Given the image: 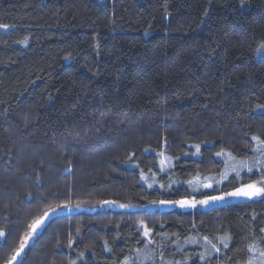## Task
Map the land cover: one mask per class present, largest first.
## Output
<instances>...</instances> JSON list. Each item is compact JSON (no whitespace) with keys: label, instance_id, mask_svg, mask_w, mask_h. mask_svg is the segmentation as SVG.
Returning a JSON list of instances; mask_svg holds the SVG:
<instances>
[{"label":"trees","instance_id":"trees-1","mask_svg":"<svg viewBox=\"0 0 264 264\" xmlns=\"http://www.w3.org/2000/svg\"><path fill=\"white\" fill-rule=\"evenodd\" d=\"M0 24V264L27 236L13 264H264V196L160 203L264 178L239 167L264 162V0H0Z\"/></svg>","mask_w":264,"mask_h":264},{"label":"snow or ice","instance_id":"snow-or-ice-1","mask_svg":"<svg viewBox=\"0 0 264 264\" xmlns=\"http://www.w3.org/2000/svg\"><path fill=\"white\" fill-rule=\"evenodd\" d=\"M0 28H8V25H2L0 24ZM261 48H264V45H261ZM260 49H257V52H259ZM253 139L259 140L261 145H264V140H260L259 137H253ZM196 148V151L199 152L200 149V145H195L194 146ZM257 151H261L262 153H264V148H258ZM164 154L161 153V156H163ZM217 156H222L224 155L223 152H218L216 153ZM231 155V154H229ZM164 161H161V164L163 165ZM256 165H260L262 167H264V162L260 161V160H256L254 164H249L247 161H240V165L239 167H244L247 168V170L249 172L252 171L253 167H255ZM233 171H236L237 174H239V169L238 167H233ZM196 179H199V177H197ZM189 184H192L193 181H188ZM260 185H264V178H262L261 181L259 182H253V183H248L246 185H242L241 187L235 188L233 191L225 193L224 195L221 196H207L206 199L203 200H196L195 198H193L192 200H179V201H160L161 204H179L181 207H196L198 204L199 205H207L209 202H216V201H222L225 199L226 196H230V197H246V198H253V197H260V196H264V186H260ZM205 187H211V184H205L203 185ZM79 205H77L78 207ZM65 207H67L65 205ZM121 207H128V205H121ZM57 209H51L52 213H55ZM49 217V213L45 212L44 216L36 221L33 222V224L30 226L31 227V232L34 234L37 229L44 223V221ZM145 236L149 235V231L146 230L145 231ZM4 235L3 232H0V236ZM31 236H27L25 239V242L21 243L19 248L14 252V254L11 256V258L9 260H7L5 262V264H13V262H15L17 260V257L20 256V254L24 251V248L26 246V242L27 239H30ZM205 240H207V237L204 238ZM213 247H215L213 245ZM217 251H219V249H217ZM261 256H264V252L261 253ZM73 264H75V262H73ZM125 264H128L127 260L125 261ZM249 264H251V262H249Z\"/></svg>","mask_w":264,"mask_h":264},{"label":"rangeland","instance_id":"rangeland-1","mask_svg":"<svg viewBox=\"0 0 264 264\" xmlns=\"http://www.w3.org/2000/svg\"><path fill=\"white\" fill-rule=\"evenodd\" d=\"M260 186H264V185H260ZM186 200V199H185ZM187 200H192V199H187ZM219 201H216V202H211V203H208L207 205H197L196 208H206L208 205H213V204H217ZM176 207H181L179 204H164L162 208L164 209H171V208H176ZM182 208V207H181ZM190 208H193V207H183V209H190ZM195 208V207H194ZM144 231H146V229L144 228V225H143V233H145ZM30 240V239H29ZM28 241V240H27Z\"/></svg>","mask_w":264,"mask_h":264},{"label":"water","instance_id":"water-1","mask_svg":"<svg viewBox=\"0 0 264 264\" xmlns=\"http://www.w3.org/2000/svg\"><path fill=\"white\" fill-rule=\"evenodd\" d=\"M236 197H234L235 199ZM51 216V214H49V217ZM49 217L44 221V223L37 229V232L41 229V227L45 224V222L49 219Z\"/></svg>","mask_w":264,"mask_h":264}]
</instances>
